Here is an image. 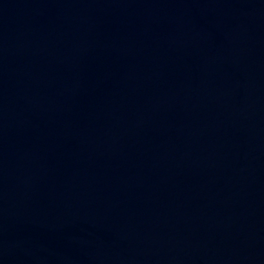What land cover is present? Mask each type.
Returning <instances> with one entry per match:
<instances>
[{
	"label": "water",
	"instance_id": "water-1",
	"mask_svg": "<svg viewBox=\"0 0 264 264\" xmlns=\"http://www.w3.org/2000/svg\"><path fill=\"white\" fill-rule=\"evenodd\" d=\"M0 264H264V0H0Z\"/></svg>",
	"mask_w": 264,
	"mask_h": 264
}]
</instances>
